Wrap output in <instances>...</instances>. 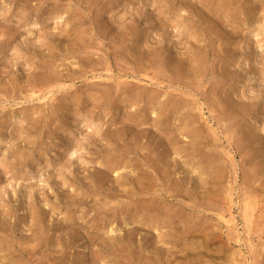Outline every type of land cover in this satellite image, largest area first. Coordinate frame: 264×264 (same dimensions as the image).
<instances>
[{
	"label": "rangeland",
	"instance_id": "rangeland-1",
	"mask_svg": "<svg viewBox=\"0 0 264 264\" xmlns=\"http://www.w3.org/2000/svg\"><path fill=\"white\" fill-rule=\"evenodd\" d=\"M0 264H264V0H0Z\"/></svg>",
	"mask_w": 264,
	"mask_h": 264
},
{
	"label": "bare ground",
	"instance_id": "bare-ground-1",
	"mask_svg": "<svg viewBox=\"0 0 264 264\" xmlns=\"http://www.w3.org/2000/svg\"><path fill=\"white\" fill-rule=\"evenodd\" d=\"M138 181V180H137Z\"/></svg>",
	"mask_w": 264,
	"mask_h": 264
}]
</instances>
